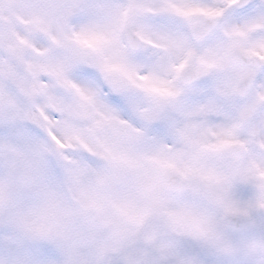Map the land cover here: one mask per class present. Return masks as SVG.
<instances>
[{
  "label": "snow or ice",
  "instance_id": "obj_1",
  "mask_svg": "<svg viewBox=\"0 0 264 264\" xmlns=\"http://www.w3.org/2000/svg\"><path fill=\"white\" fill-rule=\"evenodd\" d=\"M0 264H264V0H0Z\"/></svg>",
  "mask_w": 264,
  "mask_h": 264
}]
</instances>
